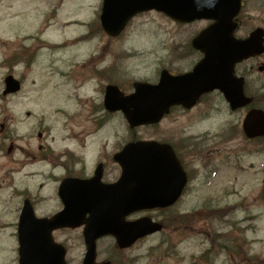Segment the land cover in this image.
<instances>
[{
    "label": "rangeland",
    "instance_id": "1",
    "mask_svg": "<svg viewBox=\"0 0 264 264\" xmlns=\"http://www.w3.org/2000/svg\"><path fill=\"white\" fill-rule=\"evenodd\" d=\"M243 2L244 8L238 18L239 38L246 37L257 27L264 30V0ZM101 3L102 0H0V62L6 54V47L24 43L15 40L22 39L24 35L38 37L36 32L41 34L45 29V45L60 43L58 45L66 47L59 51L41 49L39 64L26 74L22 64L14 66L13 70L0 66V94L6 72H12L16 77L25 75L24 93L22 91L12 99L0 100V120L10 117L25 120V112H31L32 116L26 120L30 123H33L32 120H44L45 143L60 151L63 147L58 143L63 134L60 127L67 120L63 112H72L75 119H81L86 108L80 102L89 97L94 101L97 92L105 84L103 76L95 77L92 73L99 63L103 67L102 71L114 68L109 76L106 73L104 75L116 83L122 81V89L128 92H131L134 81L155 84L163 68L172 72H185L190 68L187 61L171 62L177 57L173 53H178L174 48L184 52L188 40L203 29L206 22L176 25L159 13L147 12L136 16L119 37L110 39L97 29ZM72 40L74 44L71 47ZM260 63L264 64V56L239 65L236 74L246 79L249 94L263 97L264 73L256 71ZM73 71L87 78L86 84L70 81L65 86L69 73ZM89 73H92L90 78ZM76 86H82L83 89L79 91L80 99L75 97L69 102L67 94L72 98L74 93L71 89ZM25 97H29L28 101ZM258 101L264 108V98H258ZM245 112L231 113L220 103L211 118L204 114L201 120L205 121L190 134L201 136L202 139L209 137L213 146L206 149L211 150L210 154L204 150V154L200 155L202 160L209 163L214 174L206 181L208 173L201 162L196 163V168H201V171L196 169L197 178L189 184L181 203L171 211L156 215L159 222L165 225V230L125 252H118L113 241L104 238L98 243V261L111 256L113 264H205L194 260L200 252L208 248L220 250L217 248L219 245H230L233 239H237L239 241L235 240L234 245H245L252 258L248 264H264V199L259 198L264 192V141L253 144L240 135ZM184 120L182 114L174 113L156 128L136 129V138L177 140ZM234 125L236 131L232 136H227ZM76 127L81 131L84 123H77ZM24 130L25 126H20L18 133ZM103 133L108 137L110 150L125 145L133 135L119 114L109 117ZM184 155L186 157V153ZM196 155H187L191 167ZM43 170L44 175L38 178H25L27 172L23 171L15 176L14 187L19 191L28 187L32 193L41 187L40 195L45 202L38 207L37 216L40 217L51 215L59 208L54 196V179L60 171L46 167ZM113 175L116 177V174ZM12 192L13 189L0 188V264H17L15 234L18 215L14 208L19 201L15 197L10 199ZM155 214L142 213L141 216L153 218ZM180 214L186 217L180 219ZM173 229L177 232H172ZM53 238L66 247L67 264H81L84 253L81 229L56 231ZM181 239L186 241L181 242ZM173 240L181 242L176 252L178 255L171 251L169 255L163 256V250ZM217 253L214 264L235 263L234 260H226L224 253Z\"/></svg>",
    "mask_w": 264,
    "mask_h": 264
},
{
    "label": "water",
    "instance_id": "2",
    "mask_svg": "<svg viewBox=\"0 0 264 264\" xmlns=\"http://www.w3.org/2000/svg\"><path fill=\"white\" fill-rule=\"evenodd\" d=\"M152 10L179 24L212 22L192 41L204 58L188 74L172 77L164 70L157 85L134 83V93L129 96H123L116 87H107L106 110L120 111L134 129L155 125L172 106L191 107L200 95L214 90L223 95L231 110L250 104L251 99L244 96V80L234 76V69L264 53V33L256 29L243 40L234 37L241 0H103L100 24L106 35L116 37L136 14ZM258 71H264V66ZM5 84L4 95L19 89L11 77ZM243 131L249 139L263 137L264 112L251 110L243 121ZM116 160L122 174L113 185L101 186L99 174L89 182L64 181L59 189L64 208L51 219H36L30 207L24 206L17 229L18 264H66L65 249L52 239L57 229L84 227L86 253L82 264H96V241L102 237L112 236L119 249H127L138 239L161 230L162 226L149 218L134 222L125 218L176 202L185 179L174 181L181 170L171 149L156 142L130 143ZM72 186L81 193L70 192Z\"/></svg>",
    "mask_w": 264,
    "mask_h": 264
},
{
    "label": "flooded vegetation",
    "instance_id": "3",
    "mask_svg": "<svg viewBox=\"0 0 264 264\" xmlns=\"http://www.w3.org/2000/svg\"><path fill=\"white\" fill-rule=\"evenodd\" d=\"M43 33V31L41 34L39 31L36 32L38 37L25 36L23 38L24 43L22 45L6 47L5 49H7V51L4 55V58L0 62L1 66H8L12 60H15V64L13 66L22 64L25 74L30 70V68L37 66L41 56L40 50L43 49L44 44ZM201 57L202 56L200 54L194 52L191 54H184V56L182 55L181 58L174 57L171 62H189V66L192 68L201 59ZM83 66L86 68L85 65ZM84 67H82V69L85 70ZM102 72H105V70ZM171 73L174 75L176 74L175 72ZM12 75L13 74L9 72L6 76ZM24 76L21 75L19 77V81L22 85L21 91H23V93L24 90L22 89L25 87ZM78 79L81 80L79 81ZM104 80L107 84V77L106 79L104 78ZM70 81L77 83L84 82L86 84L85 77L78 74L76 71L69 73L68 80H66L64 85L66 86ZM82 90V86H76L72 88L71 91L74 93L72 98L69 94H67L66 99L69 102H72V99L75 97L80 99L79 91ZM103 94L104 90H102L101 87V90L97 92V96L94 101L89 97L80 102V105L86 108V113L84 112V114H81V119L84 115L83 120L75 119L76 116L72 112H63V115L67 120H64V124H62L60 127V130L63 133L58 139V143L63 145L60 151L50 148L49 144L45 143L46 131L44 130V120H32L33 123H30L28 120V123L26 119H29V117L32 116L31 112H25V120H14L11 117L8 120H0V188L5 187L8 189H13L10 199L15 197L19 201L16 208H14V212L16 214L21 212V209L26 202L28 205H30L32 211L37 216V214H39L38 207L43 204V202H45L43 197L40 195V186L34 193L30 192L28 187L21 191L14 188L16 186L15 176L19 175L23 171L27 172L25 178H38L39 176L44 175L45 170H43V168L45 167L52 170L58 169L60 174L54 179V183L56 184L54 196L59 202V186L64 180L71 179L84 182L91 180L95 176L96 172H100V178L103 184H112L116 182L119 174L121 173V167L114 161V156L119 151H121V147L119 146L110 150L108 137H106V135L103 133V130L106 129L108 119L110 117V113L106 111L103 106ZM14 96L16 95L6 97L0 96V100H7L8 98L12 99ZM25 99L28 101L29 97H25ZM220 103L224 104L221 95L217 92H214L201 96L191 109L174 107L170 112L169 116L173 115L174 113L182 114V117L185 119L183 121V128L181 129L180 136L177 137V140L168 138L164 141H161V143H166L171 146L182 166L188 183L193 181V179H196V177L193 175L196 172L195 164L198 162H201L202 164L206 163V165L203 164V168L205 167L206 173H208V175L205 176V179H209V176L212 172L210 171V166L207 164L206 160H202V156L200 154H204V150L205 153L210 154L211 150L206 148L213 146V144L210 143L208 136H205V138L202 139L201 136H191L190 132L195 129V127L202 121H205L201 120L204 114L211 118L212 112L218 107V105H220ZM218 111H220V109H218ZM81 122L84 123V128L80 131L76 125L77 123ZM20 126H25V130L19 134L18 130ZM231 131L234 132V127L231 129ZM185 153L186 157L184 155ZM189 153L193 154V156L197 154L192 167L189 165L187 160V155ZM200 170L201 168H199V171ZM113 174H116V177H114ZM182 178L183 173L178 175V180H182ZM186 188H188V186L184 188L177 202L180 203L183 196L186 195ZM68 190L69 189H67V191ZM70 192L81 193V189L72 186L70 188ZM171 210L172 208L165 210H155L153 211V213H156L154 218H157L156 215H160L162 211L168 212ZM139 216V213H134L128 218V220H135L139 218ZM43 217H50V215L47 214ZM155 220L157 221L158 219ZM171 231L177 232L176 229ZM111 240L113 241L112 238ZM173 241L176 244L175 251L178 252V247L180 245L178 243L179 241ZM98 243L99 242H97V261L98 257L100 256V252L98 251ZM217 248L220 249L219 246ZM217 251L221 252V249L207 252L210 253V259L208 260L209 264H214ZM241 253V257L245 260V255L242 251ZM175 254L176 256L178 255L176 252ZM205 257L206 254H200V259L206 261ZM111 258V256H108L107 258L98 262L108 261L113 264V259ZM228 258L231 259L232 255L229 254Z\"/></svg>",
    "mask_w": 264,
    "mask_h": 264
},
{
    "label": "bare ground",
    "instance_id": "4",
    "mask_svg": "<svg viewBox=\"0 0 264 264\" xmlns=\"http://www.w3.org/2000/svg\"><path fill=\"white\" fill-rule=\"evenodd\" d=\"M82 25V24H81ZM83 26V25H82Z\"/></svg>",
    "mask_w": 264,
    "mask_h": 264
}]
</instances>
